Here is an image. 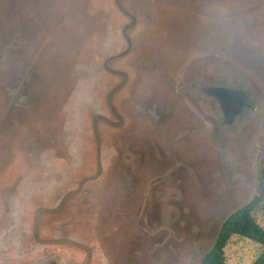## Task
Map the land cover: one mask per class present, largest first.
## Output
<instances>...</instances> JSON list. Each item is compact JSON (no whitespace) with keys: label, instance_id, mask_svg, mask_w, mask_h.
<instances>
[{"label":"rangeland","instance_id":"rangeland-1","mask_svg":"<svg viewBox=\"0 0 264 264\" xmlns=\"http://www.w3.org/2000/svg\"><path fill=\"white\" fill-rule=\"evenodd\" d=\"M263 176L264 0H0V264H201Z\"/></svg>","mask_w":264,"mask_h":264},{"label":"trees","instance_id":"trees-1","mask_svg":"<svg viewBox=\"0 0 264 264\" xmlns=\"http://www.w3.org/2000/svg\"><path fill=\"white\" fill-rule=\"evenodd\" d=\"M264 206V176L253 200L232 213L222 224L212 248L202 257L201 264H229L226 248L234 237L248 240L259 247L253 264H264V228L256 214Z\"/></svg>","mask_w":264,"mask_h":264},{"label":"flooded vegetation","instance_id":"flooded-vegetation-1","mask_svg":"<svg viewBox=\"0 0 264 264\" xmlns=\"http://www.w3.org/2000/svg\"><path fill=\"white\" fill-rule=\"evenodd\" d=\"M208 95L215 101L216 107L222 112V117L231 124L236 117L241 116L250 105L243 90L229 86H210Z\"/></svg>","mask_w":264,"mask_h":264}]
</instances>
